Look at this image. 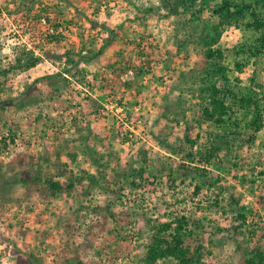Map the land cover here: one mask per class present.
Wrapping results in <instances>:
<instances>
[{
  "label": "rangeland",
  "instance_id": "obj_1",
  "mask_svg": "<svg viewBox=\"0 0 264 264\" xmlns=\"http://www.w3.org/2000/svg\"><path fill=\"white\" fill-rule=\"evenodd\" d=\"M171 1L0 0V264H143L178 221L188 252L201 245L192 264L264 252V106L259 130L251 107L207 119L195 28L219 22L220 0L195 23ZM220 29L231 87L263 94L260 32L247 18Z\"/></svg>",
  "mask_w": 264,
  "mask_h": 264
},
{
  "label": "trees",
  "instance_id": "obj_2",
  "mask_svg": "<svg viewBox=\"0 0 264 264\" xmlns=\"http://www.w3.org/2000/svg\"><path fill=\"white\" fill-rule=\"evenodd\" d=\"M205 3L207 4L208 0H174V2L171 1L169 3V8L174 14L180 10L189 12L191 16L189 21L195 23L199 20V14ZM259 7L261 8L259 9ZM212 12L218 17V23L199 20L203 24L201 27L197 26L195 28V34L196 32L198 33L195 35L197 41L206 48L203 51L205 56L203 72L200 73V77L197 80L194 79L192 81V84L197 85L200 96L204 97L203 101L207 104L202 112L207 119L220 123L223 116L230 111V106L234 109L232 111L251 107L254 114L253 121L250 124L253 129L259 130L262 107L264 106V92L260 94L253 87L261 88V84L257 80L254 83V79H251L253 86L231 87L226 75L227 68L222 62L223 53L220 50L213 49L212 45L218 40L220 28L224 23H236L240 18H247V26L253 27L260 32V35L255 40V45L252 46L256 56L259 57L264 52V0H254V2L248 3L243 0H220L216 7L212 9ZM112 38V35L109 36V40L99 48L98 53L101 54L103 52L104 48L112 42ZM39 59L38 56L31 54L23 62L20 60H17V62L18 66L30 68L34 67L39 62ZM234 64L237 71H242L243 64L241 62L235 61ZM48 77L51 78L53 76ZM220 80L223 81V84L218 86L217 83ZM238 81L240 80L238 79ZM216 144L217 146L211 151L212 155L214 151L220 149L221 145L217 142ZM47 183L52 193L63 190V185L58 181L47 180ZM71 186L72 183H69L67 187ZM167 227L168 224L158 228L153 233L152 241L148 244L147 251L143 257V264H155L158 259L166 257H173L181 264H192L198 258V251L201 245L196 247L195 255L190 254L184 240L186 232L183 230L182 223L178 221L171 235H164L163 231ZM249 254L250 257L245 259L246 264H261L264 262V252L260 248H253Z\"/></svg>",
  "mask_w": 264,
  "mask_h": 264
}]
</instances>
